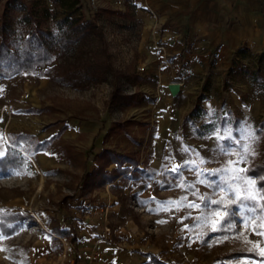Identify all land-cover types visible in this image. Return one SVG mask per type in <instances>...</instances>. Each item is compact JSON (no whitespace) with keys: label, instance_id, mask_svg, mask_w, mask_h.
Here are the masks:
<instances>
[{"label":"rangeland","instance_id":"rangeland-1","mask_svg":"<svg viewBox=\"0 0 264 264\" xmlns=\"http://www.w3.org/2000/svg\"><path fill=\"white\" fill-rule=\"evenodd\" d=\"M44 1L52 7L50 0ZM5 2L0 0V12ZM128 2L94 0L91 4V0H80L81 12L87 17L90 12L98 15L110 61L123 74L117 78L120 91H143L152 101L117 104L112 98L115 79L111 74L85 88L60 84L51 75L42 77L40 70L0 78V151L11 145L24 156L16 165L0 170V211L19 215L10 220L8 228L0 222V264L96 262L97 248L91 245L86 250L87 244L78 237L88 221L102 223L98 238L120 245L125 252H121V264H142L149 259L148 253L166 264H262L250 257L225 258L231 252L260 253L264 249V234H258L264 233V220L258 223L257 215L250 216L245 226L240 222L244 213L237 212L231 223L222 224L223 229L232 231H213L219 222L213 215L218 210L215 205L177 209L176 205L162 203L185 196L183 205L200 203L192 195L194 191L200 196L207 194L211 200L223 197L222 203L235 199L202 183L188 190L180 187L182 181L194 183L201 170L219 169L237 158V146L218 140L216 129L232 128L235 140L239 138L237 129L250 126L257 137L252 144L255 155L237 167L254 169L264 162V90L241 68H255L254 58L247 55L242 61L238 59L237 70L242 77L237 80L201 83L189 76L187 83L172 94L170 81L183 73L178 69L175 74L172 67L182 59L160 48L151 31L146 34L142 24L129 19ZM12 14L19 16L17 11ZM44 26L53 28L49 22ZM101 47L93 37L90 46L78 45L65 59L87 58L89 52ZM62 59H56L55 64ZM151 72L157 73V79L141 77ZM158 74L164 75L161 83ZM202 93L207 96L201 101L207 115L194 122L185 120ZM209 95L214 97L211 101ZM217 116L228 118L229 125L213 131L204 129L199 135L197 129L202 123ZM10 132H27L40 143L46 141L47 147L31 156L22 152L20 145L10 143ZM222 148L233 154H225ZM104 149L136 159L137 166L125 174L115 173L112 180L92 178L98 163L96 154ZM201 157L205 163H199ZM185 161L196 164L193 167L190 163L179 173L171 171ZM113 168L114 163L107 167ZM246 178L256 180L254 175ZM232 210L236 211L234 207ZM205 212L207 222L199 219ZM60 230L68 234L62 235Z\"/></svg>","mask_w":264,"mask_h":264},{"label":"trees","instance_id":"trees-1","mask_svg":"<svg viewBox=\"0 0 264 264\" xmlns=\"http://www.w3.org/2000/svg\"><path fill=\"white\" fill-rule=\"evenodd\" d=\"M50 8L44 0H34L25 2L24 0H6L4 9L0 12V78L8 79L15 75L34 74L40 70V75H46L55 79L58 83L69 85L75 88H85L92 82H102L107 74H111L115 79L112 84V98L117 104L137 105L143 101H152L141 91H134L125 94L120 91L117 85L118 73L109 58L106 48L105 38L97 24L98 15L90 12L85 16L81 12L80 0H50ZM12 11H17L19 16H14ZM120 12H118L119 14ZM51 23L52 27H45V23ZM95 37L102 46L99 51L89 52L87 58L74 57L72 60L65 59V55L79 46H90L92 38ZM234 54L243 58L251 56L256 62V67L249 69L241 67L248 73L251 79L262 90H264V52L252 53L248 48H241ZM62 59L60 64H55L56 59ZM235 66L239 65L238 60H233ZM234 66V67H235ZM142 80L141 78H137ZM207 96L200 94L195 107L186 115L185 120L194 122L196 118L207 115L206 109L201 101ZM216 120L203 122L197 129L199 135L204 133V129L215 130L216 127L229 125V119L225 116H217ZM264 122L261 123V126ZM235 123L233 127L235 128ZM11 144L20 145L22 152L35 155L44 151L47 142H38L33 135L27 132L8 133ZM15 154L8 155L0 160V170H4L11 165H16L24 156L13 146L8 145L6 151L13 150ZM97 167L91 173V177H102L114 179L118 174H125L133 167L137 166V160L111 149H104L96 154ZM115 164V168L108 170L107 167ZM129 163V166H124ZM254 175L260 188L264 189V162L260 166L250 169L246 176ZM218 209V206H215ZM18 214L2 213L0 211V222L2 227L8 228L10 220L17 218ZM232 218L228 220L231 223ZM60 234L66 236L68 231L60 230ZM149 259L142 264H166L152 254H147ZM250 257L261 261V257L256 250L231 252L225 258ZM235 264V263H224Z\"/></svg>","mask_w":264,"mask_h":264},{"label":"crops","instance_id":"crops-1","mask_svg":"<svg viewBox=\"0 0 264 264\" xmlns=\"http://www.w3.org/2000/svg\"><path fill=\"white\" fill-rule=\"evenodd\" d=\"M129 1V19L142 24L146 34L151 31L150 35L158 38L160 48L182 59L178 63L174 60L172 68L175 74L178 69L183 73L170 82L184 85L189 76L200 79L201 83L237 80L242 74L233 60L243 59L234 52L241 48L252 53L264 52V0ZM162 76H158L160 83ZM141 77L151 81L157 79V73ZM213 78L216 80L211 81ZM213 98L209 95L208 100ZM101 227V222L88 221L87 228L81 229L83 232L78 236L81 243L87 244L86 250L91 245L97 248V261L89 259V264H121L125 252L118 243L98 238Z\"/></svg>","mask_w":264,"mask_h":264},{"label":"snow or ice","instance_id":"snow-or-ice-1","mask_svg":"<svg viewBox=\"0 0 264 264\" xmlns=\"http://www.w3.org/2000/svg\"><path fill=\"white\" fill-rule=\"evenodd\" d=\"M233 129L226 127L223 130L216 129L215 135L218 140L221 141H230L235 144L238 148V151L235 153L236 159L230 160L227 162L226 166H222L219 169L212 170H201L197 173V180L194 183L181 182L180 187L185 190L192 189L195 187L196 183L205 184L206 187L210 189H219L222 192H225L229 195H233L235 199L229 201L228 203H222L223 197L221 200H211L207 194L200 196L196 191L192 192V195L196 196L200 203L195 201L189 202L187 205H183V201L187 197H181L179 200H168L162 202L164 204H173L177 206V209L182 206H186L191 209H207L210 205L218 206V210L213 213V215L219 217V222L215 223L213 226V231H232V228L223 229L222 224L227 223L228 220L236 215L237 212H243L244 215L240 218V222H244L247 226V220L252 215H257V222L264 220V189L257 187V181L246 178V174L249 172L248 168H239L237 165L247 162L250 155H255L252 144L255 143L257 137L253 129L250 126H243L236 131L239 134V138L233 140ZM222 132V134H221ZM250 141L245 143L244 141ZM185 151H190V149H185ZM225 154L232 155L233 153L226 151V149H221ZM15 154L14 149L10 151H0V160L5 159L8 155ZM198 155V154H197ZM194 167L196 161L188 162L185 161L183 164L177 165L171 169V171L179 173L181 168L188 167L189 164ZM199 163H205L204 159L201 157ZM203 176L204 179H200ZM210 177H215L216 179H209ZM260 183H264L262 180ZM237 185V187H233ZM233 207L236 209L234 212ZM160 209H157L159 211ZM182 217L181 219H185ZM200 220L207 222L208 216L205 212L199 217ZM162 222V221H161ZM11 227V225H9ZM187 228L188 226L185 225ZM254 230L256 225H253ZM264 234V233H258ZM227 239V237H225ZM261 262L264 264V249H260ZM243 264V262H242Z\"/></svg>","mask_w":264,"mask_h":264},{"label":"water","instance_id":"water-1","mask_svg":"<svg viewBox=\"0 0 264 264\" xmlns=\"http://www.w3.org/2000/svg\"><path fill=\"white\" fill-rule=\"evenodd\" d=\"M169 89L171 91L172 94H175L177 93V91L179 90V83H176V82H172L169 84Z\"/></svg>","mask_w":264,"mask_h":264},{"label":"built area","instance_id":"built-area-1","mask_svg":"<svg viewBox=\"0 0 264 264\" xmlns=\"http://www.w3.org/2000/svg\"><path fill=\"white\" fill-rule=\"evenodd\" d=\"M94 0H91V4H93Z\"/></svg>","mask_w":264,"mask_h":264}]
</instances>
